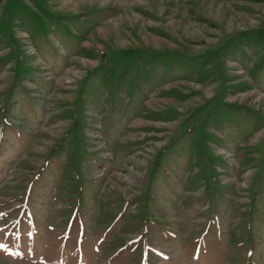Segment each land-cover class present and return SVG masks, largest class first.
Instances as JSON below:
<instances>
[{
  "label": "rangeland",
  "instance_id": "1",
  "mask_svg": "<svg viewBox=\"0 0 264 264\" xmlns=\"http://www.w3.org/2000/svg\"><path fill=\"white\" fill-rule=\"evenodd\" d=\"M0 264H264V0H0Z\"/></svg>",
  "mask_w": 264,
  "mask_h": 264
}]
</instances>
